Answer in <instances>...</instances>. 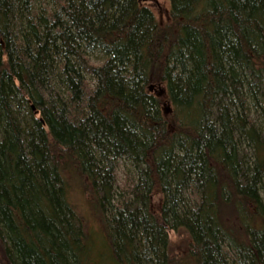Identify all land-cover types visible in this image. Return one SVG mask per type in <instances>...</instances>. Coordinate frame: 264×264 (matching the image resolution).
Wrapping results in <instances>:
<instances>
[{
	"label": "trees",
	"instance_id": "16d2710c",
	"mask_svg": "<svg viewBox=\"0 0 264 264\" xmlns=\"http://www.w3.org/2000/svg\"><path fill=\"white\" fill-rule=\"evenodd\" d=\"M166 1L0 0V264H96L77 191L115 264H264V0Z\"/></svg>",
	"mask_w": 264,
	"mask_h": 264
},
{
	"label": "rangeland",
	"instance_id": "374dc122",
	"mask_svg": "<svg viewBox=\"0 0 264 264\" xmlns=\"http://www.w3.org/2000/svg\"><path fill=\"white\" fill-rule=\"evenodd\" d=\"M143 3L152 8L157 20L161 24L168 22L169 17V3L166 0H142ZM92 60L95 63H100L103 60L101 53L96 52L92 54ZM133 173L131 166L123 164L118 170V185L121 189L125 186L126 180H128L129 174ZM73 203L79 215L82 217L86 232L90 234L91 239L93 238L95 244V255L94 261L99 264H115L111 259H109V242L106 237V229L101 223L93 207L89 204L85 195L81 191H77L71 196ZM171 245V256L175 257L178 261H184L186 258L184 251V237L175 236L173 234ZM179 264V262H178ZM184 264H193L191 260H186Z\"/></svg>",
	"mask_w": 264,
	"mask_h": 264
}]
</instances>
